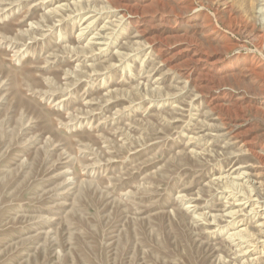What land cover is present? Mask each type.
<instances>
[{
  "label": "rangeland",
  "instance_id": "rangeland-1",
  "mask_svg": "<svg viewBox=\"0 0 264 264\" xmlns=\"http://www.w3.org/2000/svg\"><path fill=\"white\" fill-rule=\"evenodd\" d=\"M263 223L264 0H0V264H264Z\"/></svg>",
  "mask_w": 264,
  "mask_h": 264
},
{
  "label": "bare ground",
  "instance_id": "bare-ground-1",
  "mask_svg": "<svg viewBox=\"0 0 264 264\" xmlns=\"http://www.w3.org/2000/svg\"><path fill=\"white\" fill-rule=\"evenodd\" d=\"M116 4H117V2H116ZM116 4H115V5H116ZM116 7H117V6H116ZM114 8H115V7H114ZM124 15H125V14H124ZM122 17H123V16H122ZM232 182H233V181H232ZM222 185H224L226 188H232V187L234 186L233 183H232V186H229V184H228V185H227V184H222ZM236 186H237V185H236ZM238 191H239V190H238ZM248 192H249V191H248ZM246 194H247V193H246ZM249 195H250V194H249ZM249 195H248V196H249ZM244 199H246V203H248V202L250 201L251 198H246V197H245V198H242L241 200H244ZM246 203H244V204H246ZM244 204H243V205H244ZM249 205H250V203H249ZM263 225H264V223L262 224V226H263ZM248 233H249V232H248ZM250 234H251V233H250ZM236 235H238L240 239H243V238H244V235H241V234H240V235H239V234H235V236H236ZM254 235H255V234H254ZM245 237H246V238L249 237L248 239H250V240H247L246 242H249V241H251V240L256 241V238L253 239V237H250V235H248V234H246ZM244 242H245V241H244ZM252 242H253V241H252ZM252 242H250V244H252ZM247 247H249V246H248V243H247Z\"/></svg>",
  "mask_w": 264,
  "mask_h": 264
}]
</instances>
